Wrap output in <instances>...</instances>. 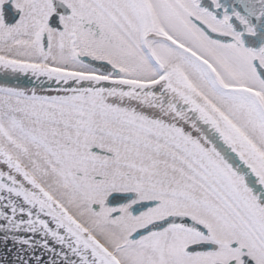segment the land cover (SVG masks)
<instances>
[{
  "label": "snow or ice",
  "instance_id": "1",
  "mask_svg": "<svg viewBox=\"0 0 264 264\" xmlns=\"http://www.w3.org/2000/svg\"><path fill=\"white\" fill-rule=\"evenodd\" d=\"M0 264H264V0H0Z\"/></svg>",
  "mask_w": 264,
  "mask_h": 264
}]
</instances>
